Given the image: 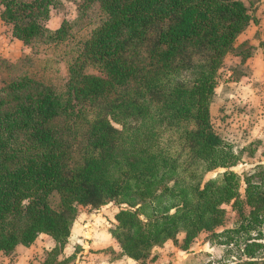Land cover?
<instances>
[{"label": "trees", "instance_id": "obj_1", "mask_svg": "<svg viewBox=\"0 0 264 264\" xmlns=\"http://www.w3.org/2000/svg\"><path fill=\"white\" fill-rule=\"evenodd\" d=\"M62 1L0 0L14 38L34 52L42 44L39 58L5 64L0 88V255L48 234L46 264H66L80 208L113 203L110 233L139 263L206 232L238 248L231 264H264V165L234 171L243 151L211 115L225 58L251 55L235 42L252 1L81 0L75 19L50 29ZM62 60V91L29 69L58 72Z\"/></svg>", "mask_w": 264, "mask_h": 264}, {"label": "crops", "instance_id": "obj_2", "mask_svg": "<svg viewBox=\"0 0 264 264\" xmlns=\"http://www.w3.org/2000/svg\"><path fill=\"white\" fill-rule=\"evenodd\" d=\"M254 1L256 6L251 11L253 21L235 42L237 49L244 44L251 46V55L246 62H243L241 53H230L225 58L224 66L228 64L233 68L242 65L249 70L241 80L235 81V89L237 87L238 89L230 92L231 102L228 103V113L231 116V123L233 122V126L237 129H246L247 131L243 132H246L247 138L264 142V0ZM0 25L9 28L8 33L0 34V52L7 53L12 48L11 43L18 39L14 38L11 28L1 17ZM240 104L246 105L247 108L242 111L239 109ZM211 110L213 112V104ZM82 208L86 211L79 214V218L75 221L69 241L59 260L71 258L66 264H142L126 255H121V247L117 240L113 238L110 230L98 221L96 214L100 209ZM217 231H224V227H220ZM184 238L185 235L180 234L179 242L182 243ZM55 245L53 237L41 234L32 245H19L12 255L1 254L0 264H46L48 253ZM226 247L212 240L210 233L203 232L187 250L172 240L156 247L153 251L155 257L145 264H203L205 258H209L210 255L214 256L211 259L215 258L216 254Z\"/></svg>", "mask_w": 264, "mask_h": 264}, {"label": "rangeland", "instance_id": "obj_3", "mask_svg": "<svg viewBox=\"0 0 264 264\" xmlns=\"http://www.w3.org/2000/svg\"><path fill=\"white\" fill-rule=\"evenodd\" d=\"M79 1L81 0H63L60 6L53 12L52 17L47 21V26L50 29H55L60 27L64 20L72 21L75 19L78 10L77 3ZM251 1L252 7H255L256 1ZM5 27L6 26L4 25H0V34L8 33L9 28ZM11 44L12 48L7 51V53L2 51L0 52V88L2 87V80L6 72L5 64L7 62L21 64V62L28 56H32L34 54L33 56L39 58L41 55L40 49L42 44L35 47V52L31 47L24 45V43L20 40ZM36 51L40 52V55H36L38 54ZM66 65V61L62 60V62L58 64V72L55 71V68H50L49 70L42 72L40 70L41 66H33L29 69L37 78L52 85L58 91H62L68 79ZM91 72L94 71L91 70ZM248 72L249 70L247 67L242 65L232 68L227 64V66H224L220 70L216 95L213 101V112L211 110L212 122L215 130L225 139V141L231 143L236 151H243L242 161L233 168V170L240 175L251 172L260 165H264V142L257 139L251 140L249 137L247 138V135H245L246 132H243L247 130L242 128L237 129L233 126L234 124L233 122L231 123V116L228 113V103L231 102V98L229 96L230 92L238 89V87L235 89V81L241 80L243 75L248 74ZM240 105L239 109L242 111L247 108L246 105ZM250 125L252 124L250 123ZM223 171L224 170L221 169L216 172L209 173L207 174L206 179L208 180L216 177ZM226 208L228 211L227 224L229 227H233L237 222V214L232 211L230 206H226ZM80 210V214L86 211L82 207ZM117 211H119V207L112 203L100 209L96 216H98V221L103 223L105 227L110 230L114 226L115 221H113V217ZM238 253V248L236 246H227L224 250H221L219 254H216L215 258L211 259V257H214L212 255H210L209 258L207 257V259L205 258L203 260V264H231L234 262L235 257H238Z\"/></svg>", "mask_w": 264, "mask_h": 264}]
</instances>
